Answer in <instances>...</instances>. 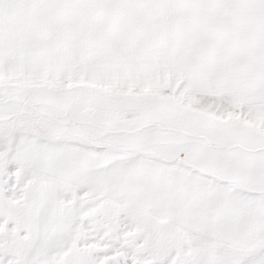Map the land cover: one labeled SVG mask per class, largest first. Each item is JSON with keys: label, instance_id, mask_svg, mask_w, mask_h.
Segmentation results:
<instances>
[{"label": "snow or ice", "instance_id": "snow-or-ice-1", "mask_svg": "<svg viewBox=\"0 0 264 264\" xmlns=\"http://www.w3.org/2000/svg\"><path fill=\"white\" fill-rule=\"evenodd\" d=\"M0 264H264V0H0Z\"/></svg>", "mask_w": 264, "mask_h": 264}]
</instances>
